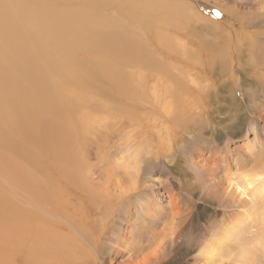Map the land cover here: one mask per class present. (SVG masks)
I'll list each match as a JSON object with an SVG mask.
<instances>
[{
  "label": "rangeland",
  "instance_id": "rangeland-1",
  "mask_svg": "<svg viewBox=\"0 0 264 264\" xmlns=\"http://www.w3.org/2000/svg\"><path fill=\"white\" fill-rule=\"evenodd\" d=\"M160 1L164 6L149 13L159 40L157 48L144 37L149 29L148 21L145 26L129 32L137 42L138 39L144 41L146 55L151 60L148 67L133 75L129 91L134 94H112L115 99L105 97L104 101L100 99L104 96L94 94L87 104L88 110L81 108L84 115L79 119L77 132L82 135L79 134L77 141L80 142L74 144V151L80 149L76 152L72 149L70 155L75 168L70 173L81 175L82 183H89L91 190L88 189L83 198L76 197L79 203L72 205L75 220L79 222L77 228L85 233L83 239L73 230V236L82 240V248L75 250L76 240L69 237L63 253L48 255L56 262L61 258V264H197L192 258L195 250L187 248L182 238L200 233L204 224L223 213L216 208L212 197L202 195L199 186L192 184L193 173L186 167V161L195 162L207 176L219 177L225 165L231 166L237 155H244L243 136L250 118L256 120V135L264 141V17L254 14L255 0ZM105 103H109L107 108L113 109V113L106 106L101 107ZM115 117L119 120L122 117L123 124L114 125ZM95 118L103 122L97 123ZM140 118L143 120L139 121ZM165 126L166 135L158 137L156 130ZM74 127L77 128L75 124ZM130 129H135L137 141L151 143L160 156L145 162L141 183L151 182L155 177L166 180L147 192L150 215L140 213L142 223H136L140 194L130 193L116 200L121 189L130 186H118L113 179L118 175L113 159L102 160ZM188 135L192 137L190 140ZM169 141L172 147L186 143L185 153H170ZM61 168L63 173L67 171L64 164ZM95 186L115 193L114 201L94 191ZM173 215L184 221L177 243L164 251L150 247L155 235Z\"/></svg>",
  "mask_w": 264,
  "mask_h": 264
},
{
  "label": "bare ground",
  "instance_id": "bare-ground-1",
  "mask_svg": "<svg viewBox=\"0 0 264 264\" xmlns=\"http://www.w3.org/2000/svg\"><path fill=\"white\" fill-rule=\"evenodd\" d=\"M159 6L160 0H0V264H61L48 255L63 253L69 237L76 240L75 250L82 248L73 230L83 239L85 233L77 228L72 205L91 188L70 173L75 162L70 154L82 135L81 108L94 94L103 101L134 94L133 75L151 60L144 41L129 32L148 21L144 37L156 49L149 13ZM93 188L114 201L115 193Z\"/></svg>",
  "mask_w": 264,
  "mask_h": 264
},
{
  "label": "clouds",
  "instance_id": "clouds-1",
  "mask_svg": "<svg viewBox=\"0 0 264 264\" xmlns=\"http://www.w3.org/2000/svg\"><path fill=\"white\" fill-rule=\"evenodd\" d=\"M255 3L254 14L264 17V0H255ZM166 133V126L156 130L158 137ZM256 133V120L250 118L243 136L244 155H237L231 166L225 165L219 177L207 176L195 162L186 161V167L193 173L192 183L199 186L202 195L212 197L216 208L223 213L204 224L200 233L182 238L187 248L195 250L192 258L197 264H264V141ZM250 134L252 139H249ZM187 138L192 137L188 135ZM169 144L170 153H185L186 143L174 147L170 141ZM159 157L151 143L137 141L135 130L130 129L102 159H113L118 186H130L121 189L118 201L130 193L140 194L136 223L143 222L140 213L150 215L147 192L166 183L161 177L141 183L145 162ZM183 223L179 216H171L155 235L150 247L164 251L174 246Z\"/></svg>",
  "mask_w": 264,
  "mask_h": 264
},
{
  "label": "snow or ice",
  "instance_id": "snow-or-ice-1",
  "mask_svg": "<svg viewBox=\"0 0 264 264\" xmlns=\"http://www.w3.org/2000/svg\"><path fill=\"white\" fill-rule=\"evenodd\" d=\"M219 15V13H217Z\"/></svg>",
  "mask_w": 264,
  "mask_h": 264
}]
</instances>
